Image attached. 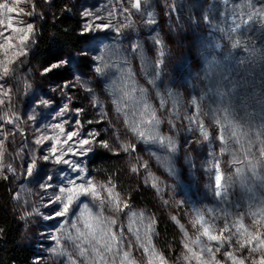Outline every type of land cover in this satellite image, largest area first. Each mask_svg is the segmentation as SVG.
Segmentation results:
<instances>
[{
	"label": "rangeland",
	"instance_id": "1",
	"mask_svg": "<svg viewBox=\"0 0 264 264\" xmlns=\"http://www.w3.org/2000/svg\"><path fill=\"white\" fill-rule=\"evenodd\" d=\"M33 2L36 8L32 16L16 17L14 13L10 14L14 19L34 23V42L29 41L27 55L20 57L12 65L14 73L0 81L12 89L10 103L0 106V115L6 111L9 116L15 113L19 117L14 124L0 121L3 124L0 131L15 133L9 134L4 143L7 150L4 163L11 164L15 173L5 172L8 179L0 176V183L7 185L5 192L10 198L9 205L19 232L18 241L28 254L29 264H35L37 258H40V264H70L68 254H75L71 245H67L64 255L56 254L51 250L56 247L55 242L43 238L41 234H59L61 225L67 231H73L65 221H75L84 204L93 213L100 211L99 201L82 196L74 207L75 215L62 219H43L44 215L51 214L53 210L51 206L46 207L49 200L59 194L60 186H68L66 180L76 173L67 165L38 159L39 175L34 172L29 176L26 165L31 163L32 157L47 154V149L51 147L52 141L37 145L35 139L41 133L55 137L59 130L52 125L63 123L64 120L69 121L65 124V129L70 131L76 127L75 120L79 119L82 134L98 131L100 137L108 140L113 147L116 146L115 137H119V142L136 144L135 153L120 151L119 155H114L108 149L97 146L85 156L68 155L65 158L80 163L87 173L85 179L91 177L100 184L111 179L124 199L128 200L117 183V178H112L105 167L98 168L95 161L102 159L116 164L129 181L141 182L151 190L155 200L157 198L160 201L161 212L172 217L180 238L178 254L173 259L167 258L169 264H185L182 259L185 237L181 225L195 238V230L190 223L194 209H213L214 214L220 217L216 220L217 224H221L224 218L232 220L243 213L244 223L251 225V213L264 207V179L260 178L258 172L253 177L246 170L249 164L244 159L243 151L235 152V155L244 160V163H231L233 152L239 147L231 140L228 152L221 155L219 149L222 145L217 136L221 126H225L224 134L228 138L234 126L238 133L246 134L240 137L246 147L250 139L257 145L264 141V0H147L141 11L131 10L130 16L122 11L123 8L130 7L128 0H64V8L78 19L80 32L85 20L82 15L84 11L104 18L98 23L112 25L105 31L82 35L84 44L72 53L81 65L82 79L93 87L95 98L90 97L80 86L61 91L64 83L71 81V77L53 80L52 77L41 76V69L32 67L31 56L40 27L46 15L53 12V0ZM19 6L25 7L26 11L31 10L28 4ZM148 13L152 16L149 17ZM249 14H252L250 21ZM149 18H154L155 23H146ZM237 24L240 27L232 31ZM154 37L163 41L164 63L157 70L159 75L153 72L156 61L161 59L159 46L153 42ZM235 40H240L241 43L233 47ZM0 42H3L2 37ZM16 42L14 39L13 43ZM133 45L138 46L135 51ZM81 49L88 51L87 57L79 55ZM11 55L10 50L9 56ZM93 57L104 59L94 60ZM0 59H3L2 51ZM101 63L108 67L99 75L93 69ZM125 82H134L137 89H144V98L157 110L161 120L158 130L160 134L172 138L176 144L175 152L169 153L157 144L144 143L127 131L124 116L116 112L113 103L114 97L118 95L116 90ZM53 88L57 91L53 92ZM40 97L51 98L53 102L50 106L39 105L36 101ZM68 97L71 98L70 101ZM161 98L165 100L164 108L160 107ZM96 101L99 108L94 106ZM65 103L73 111L63 117H56V110ZM197 106L199 119L209 133L207 141L203 139L198 126L185 118L192 115ZM74 109L83 111L77 115ZM131 110L130 107L128 111ZM31 116L35 119H29ZM218 119L221 124L216 123ZM252 152L255 153L252 160L255 162L253 158L257 157L259 164L264 167V159L260 157L257 147H253ZM156 156L168 157L174 171L169 172L167 167L158 162ZM137 160L147 163L148 168L132 173L130 166ZM217 160L228 180V190L222 198L215 197L213 192V165ZM237 167L244 169L243 177L235 173ZM148 172L159 179L160 191L144 182ZM49 175L53 176V180L47 182L53 184V187L42 188L40 185L46 182ZM2 194L0 192V198ZM128 202L131 211L143 212L146 217H151L137 203L130 200ZM36 211L42 215H36ZM26 212L34 214L22 219ZM103 214L113 215L107 206L104 207ZM173 217L176 219L173 220ZM117 218L121 224L127 225L128 217L125 214H117ZM126 237L130 241L134 240L130 234L126 233ZM222 252L217 254L218 259H223ZM242 254L246 255L247 250ZM261 254L264 253H254L253 256L258 258ZM134 255L139 264H146V259L140 252H134ZM246 264H251V261Z\"/></svg>",
	"mask_w": 264,
	"mask_h": 264
},
{
	"label": "snow or ice",
	"instance_id": "2",
	"mask_svg": "<svg viewBox=\"0 0 264 264\" xmlns=\"http://www.w3.org/2000/svg\"><path fill=\"white\" fill-rule=\"evenodd\" d=\"M128 2L130 7H125L122 11L130 16L131 10H135L136 12L141 11L143 4L147 3V0H128ZM21 4H28L31 10L26 11L25 7L19 6ZM35 8L36 6L33 0H3V2H0V28H3L0 31V37L3 38V42H0V51L3 52V59H0V81H4L14 73L15 69L12 65H15L20 57L27 55L29 41L34 42V23H26L23 19H14L13 15L10 14L14 13L16 17L32 16L35 13ZM82 15L85 20L81 28V35L105 31L112 27L111 23H98L97 21H102L104 18L93 12L84 11ZM147 15L149 17L152 16L151 13ZM256 15H259V13H256ZM248 20H252V14H249ZM247 22L245 21V23ZM146 23L153 24L155 23V19L149 18L146 20ZM239 27L240 25L237 24L232 31H236ZM6 32H10V34L6 35ZM14 39L17 41L16 43H13ZM153 42L159 46V55L161 57V59L156 61L153 72L159 75L157 70L164 63L162 59L164 56L163 41L158 37H154ZM240 43V40H235L233 47L238 46ZM137 47V45H133V51ZM10 50L12 52L11 57L9 56ZM79 55L87 57L88 51L81 49ZM93 59L103 61L104 58L93 57ZM80 67V63L77 62L73 54H56L41 69L40 75L45 77L51 76L53 80L71 77V81H66L63 88L60 89L61 91L80 86L90 97L95 98L96 94L93 87L87 80L82 79ZM106 67H108L107 64L101 63L95 66L93 71L102 75ZM26 87L30 88L31 86L26 85ZM52 91L55 92L57 89L53 88ZM116 91L118 95L114 97L113 103L116 106V112L124 116L123 122L127 131L131 132L133 136L142 140L144 143L157 144L161 148H165L169 153L175 152L176 144L172 138L160 134L158 130L161 120L157 115V110L144 98V89H137L134 82H125ZM137 92H139V95H137ZM11 93L12 89L10 87H6L4 83H0V106L10 103ZM68 99L70 101L71 98L68 97ZM52 102L51 98L45 99L43 97L38 98L36 101L37 104L43 106H50ZM94 106L99 108L98 101L94 103ZM164 106L165 100L161 98L160 107L164 108ZM130 107L132 109L131 112L128 111ZM70 111L73 110L69 108L68 103H65L56 110L55 116L63 117ZM74 111L79 115L83 109H74ZM199 116L200 112L197 106V110L185 118L191 124L198 126V130L203 136V139L207 141L209 139V133L204 123L199 119ZM18 119L19 117L15 113L9 116V113L5 111L0 115V121L6 124H14L15 120ZM29 119H35V117L31 116ZM67 123L69 121L64 120L63 123L52 125L54 129L59 130L55 137L41 133L35 139L34 142L37 145H44L45 142L52 141L51 147L47 149V154L42 153L38 158L35 156L32 157L31 163L26 165V172L29 176L37 172L39 167L38 159L45 162L51 160L57 165H67L72 172L76 173L74 177L66 180L68 186H60L59 194L49 200L46 207L51 206L53 210L51 214L44 215L43 219L54 220L75 215L74 207L82 196L91 197L93 201H99L100 211L93 213L88 205L84 204L75 221H65V224H69L73 231L69 232L61 225V229L58 230L59 234L45 235L42 233L41 236L43 238L55 242L56 247L51 249L52 252L64 255L67 245H71L75 254H68L70 264H139L134 252H140L145 257L146 264H169L164 254L152 242V236L155 233L154 218L146 217L143 212L137 213L131 211V205L128 200L121 197L120 193L116 190V185L111 179L103 184L95 182L91 177L85 179L87 173L81 167L80 163L65 158L68 155L85 156L92 153L94 147L97 146L108 149L114 155H119L120 151L124 153H135L137 150L136 144L122 143L119 142V137H115L114 141L116 146L113 147L108 140L100 137L98 131H88L82 134V125L79 119L75 120L76 127L73 130L69 131L65 129V124ZM88 123L92 122L88 121ZM216 123L221 124V121L218 119ZM232 127L233 130L230 132L228 138L224 134L225 126H221L220 128V134L217 136V139L222 145L219 149L220 154L224 155L228 152V145L231 140L239 146L233 152L231 163H244V160L239 159L235 155V152L243 151L244 159L248 160V170L253 177H256V163L252 162L250 156H255L252 148L257 147L260 157L264 159V141H260L259 145H257L250 139L246 147L240 138L241 135L246 134H240L234 126ZM2 128L3 124H0V130ZM9 134L15 135V133L0 131V136H3V139H0V176H3L4 179H8L5 172L15 173V169L11 164L6 165L4 163V156L7 151L4 143ZM61 137L64 138L61 139ZM64 145H68V147L65 148ZM156 159L163 166L167 167L169 172L174 171L168 157L156 156ZM213 167L215 169L213 192L215 197L222 198L227 193L228 180L220 170L218 160ZM141 168L147 169L148 164L137 160L135 164L130 166L129 170L132 173H139ZM80 173H85V175H80ZM235 173L243 177L244 169L237 167L235 168ZM37 175H39L38 172ZM260 178L264 179V177ZM52 180L53 176L49 175L46 178V182L40 186L45 189L51 188L53 184L47 181ZM77 181L80 182L78 183ZM144 182L150 184L157 191H160V181L151 172H148ZM180 203L182 204L183 202L181 201ZM105 206L108 207L113 215L105 216L103 214ZM120 213L128 217L127 225H123L118 221L117 214ZM33 214L26 212L25 216L21 218L24 219ZM35 214L42 215L38 211ZM244 217L245 214L241 213L235 219L229 220L224 218L221 224H217L216 220L220 219V217L214 214L213 209H194L190 223L195 230V238H192L188 231L184 229L183 225H181V230L185 237V242L183 243L185 253L182 255L185 264H246L247 261H251V264H264V254L259 255L258 258L253 256L254 253H264V231L261 230L264 229V207H260L251 213V225L244 223ZM175 219L173 217V220ZM126 233L134 237V240H128ZM245 249L247 250L246 255L242 254ZM221 252L223 259H218L217 254ZM35 264H40V258L35 260Z\"/></svg>",
	"mask_w": 264,
	"mask_h": 264
},
{
	"label": "trees",
	"instance_id": "3",
	"mask_svg": "<svg viewBox=\"0 0 264 264\" xmlns=\"http://www.w3.org/2000/svg\"><path fill=\"white\" fill-rule=\"evenodd\" d=\"M64 4V0H53V12L46 15L40 27L37 44L31 56V65L36 69L46 66L56 54L67 55L78 51L85 42L79 31L78 19L64 8ZM255 158V162H252L256 163V172L264 177V167ZM95 162L98 168L105 167L112 178H117V183L128 200L137 203L154 218L153 244L166 258L173 259L178 254L180 238L172 217L161 212L160 201L157 198L155 200V195L141 182L129 181L116 164L102 159ZM248 169L247 167L246 170L249 171ZM6 188V184L0 183V192L3 193L0 198V264H29L28 254L18 241L19 232Z\"/></svg>",
	"mask_w": 264,
	"mask_h": 264
}]
</instances>
